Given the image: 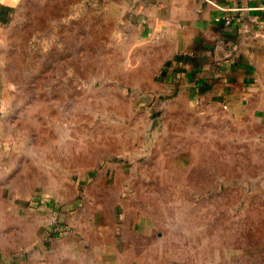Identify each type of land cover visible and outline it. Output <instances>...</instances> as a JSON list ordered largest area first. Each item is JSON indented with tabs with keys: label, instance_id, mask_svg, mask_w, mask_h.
<instances>
[{
	"label": "crops",
	"instance_id": "crops-1",
	"mask_svg": "<svg viewBox=\"0 0 264 264\" xmlns=\"http://www.w3.org/2000/svg\"><path fill=\"white\" fill-rule=\"evenodd\" d=\"M21 1L0 0V25L11 19ZM88 3L111 20L107 38L124 57L120 80L113 84L123 89L122 94L135 104L145 105L135 108L133 131L116 137L119 144L122 140L127 144L112 153L140 156L149 149L150 158L146 161L155 175L159 170L164 191L190 194L163 196L166 199L210 198L211 183L216 185L217 176H224L217 174V144L227 148L228 153L256 151L257 163H262L264 0H98L95 4L88 0ZM156 116L160 118V129L153 132L148 147L142 137ZM13 117L8 103L0 98V264H170L174 259L177 264H186L183 256L169 259L162 250L153 249L172 246L174 242L167 238L130 239L128 256H121L120 238L113 235L118 224L110 220V216H117L114 209H99L102 224L88 235L82 210L67 216L70 225L67 231L49 236L45 230L48 210L45 206L27 204L34 187L26 178L23 161L12 158L16 152L12 135L14 128H18ZM70 153L63 160L52 161L51 166L75 167ZM247 158L245 180L232 183L247 181ZM78 166L85 168L82 164ZM108 173L114 177H107ZM84 175L88 181L90 175ZM126 176L119 165L105 164L97 177L87 182V190L96 192L97 198L106 197L107 192L117 198ZM62 183L72 185L73 181L65 176ZM201 185H209L208 191H201ZM242 194L248 197L254 193ZM59 195L70 196L65 191ZM137 212L133 215L139 216L138 219L128 226L132 232L160 235L157 233L161 231L147 225L141 229L142 217ZM244 246L264 249V239L242 245V249ZM107 251L117 255L108 259ZM252 256L241 250L239 258L228 257L225 264H252L253 260L255 264H263L262 257Z\"/></svg>",
	"mask_w": 264,
	"mask_h": 264
},
{
	"label": "rangeland",
	"instance_id": "rangeland-1",
	"mask_svg": "<svg viewBox=\"0 0 264 264\" xmlns=\"http://www.w3.org/2000/svg\"><path fill=\"white\" fill-rule=\"evenodd\" d=\"M111 29V20L88 0H22L11 19L0 25V98L18 126L12 135V158L23 161L34 187L27 204L44 206L30 204L38 197L66 207L63 219L69 227L67 216L84 210L86 235L102 224L99 209H114L117 216L110 220L118 224L113 235L120 238L121 256H128L130 239L167 238L172 246L153 249L169 259L183 256L186 264H225L228 257L239 258L241 250L262 257L264 264V249H242L264 239V151L259 164L256 151L228 153L217 144V174L224 176H217L216 185L211 183L209 199L163 198L190 194L164 191L159 170L155 175L146 161L149 149L140 156L112 153L127 144H119L116 137L133 131L135 108L145 105L135 104L113 84L120 80L124 57L107 38ZM148 129L142 137L147 143ZM68 152L75 167L51 166ZM246 156L247 181L232 183L245 180ZM108 163L122 167L126 181L117 198L112 192L97 198L96 192H88L87 182ZM84 174L90 175L88 181ZM65 176L72 185L62 183ZM208 186L201 185V191ZM62 191L70 196L63 198ZM245 192L254 194L247 197ZM136 211L142 217L141 229L150 226L160 235L134 234L128 226L138 219ZM113 255L117 253H105L108 259Z\"/></svg>",
	"mask_w": 264,
	"mask_h": 264
},
{
	"label": "built area",
	"instance_id": "built-area-1",
	"mask_svg": "<svg viewBox=\"0 0 264 264\" xmlns=\"http://www.w3.org/2000/svg\"><path fill=\"white\" fill-rule=\"evenodd\" d=\"M96 2L98 0H91ZM30 204H42L48 209L47 221L45 224V230L49 236H57L69 229V226L63 219V213L66 211V207L60 204L54 203L50 199H40L38 197L32 199Z\"/></svg>",
	"mask_w": 264,
	"mask_h": 264
},
{
	"label": "water",
	"instance_id": "water-1",
	"mask_svg": "<svg viewBox=\"0 0 264 264\" xmlns=\"http://www.w3.org/2000/svg\"><path fill=\"white\" fill-rule=\"evenodd\" d=\"M159 126V117H155L152 119L150 125H149V129H148V132H147V136H148V140L150 141L151 138H152V135H153V132L156 131V129L158 128Z\"/></svg>",
	"mask_w": 264,
	"mask_h": 264
}]
</instances>
